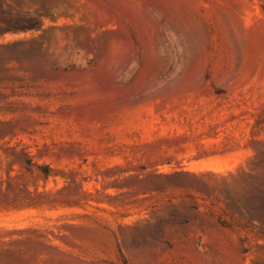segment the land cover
Returning a JSON list of instances; mask_svg holds the SVG:
<instances>
[{"label": "rangeland", "instance_id": "obj_1", "mask_svg": "<svg viewBox=\"0 0 264 264\" xmlns=\"http://www.w3.org/2000/svg\"><path fill=\"white\" fill-rule=\"evenodd\" d=\"M0 264H264V0H0Z\"/></svg>", "mask_w": 264, "mask_h": 264}]
</instances>
